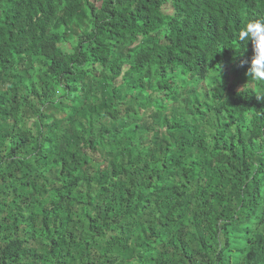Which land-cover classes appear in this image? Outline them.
Wrapping results in <instances>:
<instances>
[{"label": "trees", "instance_id": "16d2710c", "mask_svg": "<svg viewBox=\"0 0 264 264\" xmlns=\"http://www.w3.org/2000/svg\"><path fill=\"white\" fill-rule=\"evenodd\" d=\"M219 5L0 9V264H264V83L236 38L264 0ZM219 11L242 25L220 35ZM147 94L173 107L170 150L148 155Z\"/></svg>", "mask_w": 264, "mask_h": 264}, {"label": "clouds", "instance_id": "9594fccd", "mask_svg": "<svg viewBox=\"0 0 264 264\" xmlns=\"http://www.w3.org/2000/svg\"><path fill=\"white\" fill-rule=\"evenodd\" d=\"M25 0H0V9L1 10H15L22 2ZM210 5L212 7H221L219 5L220 1L222 0H208ZM206 19L214 24L220 35H225L228 33H231L234 31L239 25H242L240 22L238 23H232L230 15L226 11H219L213 14H210L206 16ZM238 42L244 46V50L246 51V46L250 42L253 49V56L251 58L250 65L247 69L246 75L249 77V79L264 83V18L256 19V20H250L247 22L242 28L240 29L238 35H237ZM3 47V44L0 42V49ZM63 53H50V58L55 59L59 66L61 63H65L69 66V69L67 73H72L74 70V66L72 64L74 63L72 61V55L70 52H66L64 48H62ZM238 55H242V52H237ZM248 61L241 60L240 66L243 67L245 64H247ZM141 73L145 72V69L140 70ZM172 94V93H171ZM169 95V97H173L172 95ZM156 96L152 95L149 98V95L147 94V98L144 101L146 110H143L141 113H143L141 116H147L149 115L150 120L151 116L150 114L153 113V115H162V120L159 123L158 127H156V130L159 133H156V131H153L152 134L148 132H136V139L140 140L142 146L146 150V154L148 155L150 152H161L162 147H167V150H170L172 145V140L168 137H165L171 127H173V115H172V104L169 99V101L165 104L166 105V111L164 114L161 112H157L154 110V101L156 100ZM137 124H139V121L137 120Z\"/></svg>", "mask_w": 264, "mask_h": 264}]
</instances>
